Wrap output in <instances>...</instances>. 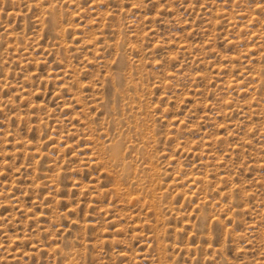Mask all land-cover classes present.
I'll list each match as a JSON object with an SVG mask.
<instances>
[{"label":"rangeland","instance_id":"1","mask_svg":"<svg viewBox=\"0 0 264 264\" xmlns=\"http://www.w3.org/2000/svg\"><path fill=\"white\" fill-rule=\"evenodd\" d=\"M0 264H264V0H0Z\"/></svg>","mask_w":264,"mask_h":264}]
</instances>
